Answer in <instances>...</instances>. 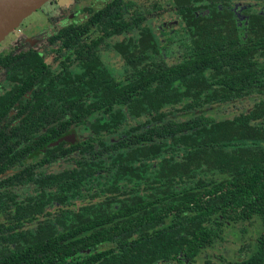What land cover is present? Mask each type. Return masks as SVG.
Masks as SVG:
<instances>
[{"label": "trees", "instance_id": "16d2710c", "mask_svg": "<svg viewBox=\"0 0 264 264\" xmlns=\"http://www.w3.org/2000/svg\"><path fill=\"white\" fill-rule=\"evenodd\" d=\"M230 1L169 0L181 33L162 39L145 24L156 14L109 0L50 37L53 65L32 49L0 54V264L192 261L217 217L258 218L240 264H264V11L243 29ZM251 96L229 117L203 113ZM72 128L74 142L48 145Z\"/></svg>", "mask_w": 264, "mask_h": 264}, {"label": "rangeland", "instance_id": "374dc122", "mask_svg": "<svg viewBox=\"0 0 264 264\" xmlns=\"http://www.w3.org/2000/svg\"><path fill=\"white\" fill-rule=\"evenodd\" d=\"M106 1L108 0H83L82 2L80 0L79 3L76 2L75 4L69 0H48L30 15L26 16L14 30L9 32L1 40L0 51L6 47H10L14 44V42H18L17 45H19L21 40H24L19 39L24 38L27 35L25 38L33 40L34 42L38 41V43H40H37L36 46L43 54L44 60L50 63L51 60L47 56V51H49L54 46L43 44V35L55 31V29L64 23H82L85 18L84 14L82 13V6H80L81 3L88 7L89 10H92L101 7ZM134 1H136V4L141 9L152 12V14H156V16L148 18L145 21V24L150 30L156 33L159 30V27H161L163 30L162 39H166L171 34L181 33V31L175 32L174 30L175 25L178 24V17L176 15V11L170 5L169 0ZM230 2V7L233 9V14L236 16L235 19L238 21L243 19V16L247 11L262 10L261 8L264 5V0H231ZM56 10L57 13H55ZM33 23H38V27L30 28ZM121 38L122 36L112 37L110 43H113L114 41ZM154 39L158 40L159 36L155 37ZM156 47L158 48V52L163 51L165 53V59L167 61L178 58L177 44L171 45L166 40H163L161 42L157 41ZM100 58L103 64L109 67L115 78H122L121 62L119 57L113 51H102ZM255 100L256 98L251 96L239 101L214 104L206 107V110H204L203 113L213 117L214 119L229 117L236 112L246 109ZM176 107L179 106H172L171 109L173 110ZM164 111H167V108H164ZM187 115L188 114L180 115L179 112H173L170 114V116L173 118H182L184 116L186 117ZM93 116L94 115L90 117ZM140 119L141 118H139V120ZM132 123L133 122L130 121L127 124L129 125ZM68 135H72V138L75 139L73 129L68 131ZM70 140V137H67L61 141L70 142ZM40 155L41 151H35L22 163L26 164L33 162L37 160ZM59 167L61 166H58L57 163H53L51 165V169L53 170H56ZM74 203H78V201ZM52 210L53 207L50 208V211ZM0 220H2V216H0ZM210 224L216 229L217 234L211 244L200 249L199 253L192 262H162L158 264H203L204 260H208L211 262V264H223L224 261L238 262L245 255H247V253L244 252L245 249L243 251L240 250V246H242L241 248L246 246V248L253 249L255 245V237L261 229L259 220L256 217H253L249 222L226 221L220 217H217L216 219L212 220Z\"/></svg>", "mask_w": 264, "mask_h": 264}, {"label": "flooded vegetation", "instance_id": "af4514ba", "mask_svg": "<svg viewBox=\"0 0 264 264\" xmlns=\"http://www.w3.org/2000/svg\"><path fill=\"white\" fill-rule=\"evenodd\" d=\"M69 1H71L72 3H75L76 4V2H80V0H69ZM83 0H81V2H82ZM109 1V0H108ZM107 2V1H106ZM106 2H104V3H106ZM103 3V4H104ZM102 4V5H103ZM80 6H82V9H83V11H82V13L84 14V21L83 22H85V20L87 19V17H88V15H89V13L90 12H92V11H94V10H96V9H92V10H89V8L88 7H86L85 5H83L82 3H81V5ZM262 10H258V12H263L264 11V5H263V7L261 8ZM233 10V9H232ZM252 10H250L249 12H251ZM59 12V11H58ZM55 13H57V10L55 11ZM148 18H150V17H148ZM147 18V19H148ZM146 19V20H147ZM145 20V21H146ZM82 22V23H83ZM177 22H178V20H177ZM82 23H64L63 25H60L57 29H55V31H53V32H51V33H49V34H44L43 35V37H44V40H43V44H46V45H49V46H54V47H52L49 51H47V56H48V58L51 60V62L50 63H48V62H46L45 60H44V57H43V54L39 51V49L37 48V46H36V44L38 43V41H36V42H34L33 40H29V39H27V38H20L19 40H21V39H24V40H21V43L19 44V45H17L18 44V42H14V44L13 45H11L10 47H6V48H4V49H2L1 51H0V54L2 53V52H5V51H7L8 49H13L14 50V52H18V51H24V50H27V49H32V50H34V51H36V52H38L39 53V55L43 58V60H44V62H46V63H48V64H51V65H53L54 64V62H53V60H52V58H53V56L55 55L56 56V54H57V52H56V50H57V48H58V46H59V42L58 41H51L50 40V37H52V35H54L56 32H57V30H59L60 28H62V27H64V26H66V25H69V24H72V25H79V24H82ZM237 23H238V27H240V28H243L244 29V24L245 23H243V19L241 20V21H238L237 20ZM36 28V27H38V23H33L32 24V26L30 27V28ZM28 30V29H27ZM41 30V29H40ZM160 30H162L161 29V27H159V30L158 31H160ZM152 31V30H151ZM158 31H157V33L156 32H154L155 34H158ZM40 32V31H39ZM38 34V33H37ZM114 37H118V36H114ZM110 40H111V38H109V42H110ZM1 42V41H0ZM155 43V47H156V42H154ZM38 44H40V43H38ZM105 50H107V49H102L101 51H100V54H101V52L102 51H105ZM108 50H110V49H108ZM112 51V50H111ZM52 57V58H51ZM10 85H9V83L7 82V80H5V79H1L0 80V94H2L3 92H5L7 89H8V87H9ZM72 129H75V128H72ZM70 134V133H69ZM62 136H68V131L66 132V133H64ZM75 141V139H72V141H70L71 143L72 142H74ZM32 153H30L29 155H27L25 158H24V160L27 158V157H29L30 155H31ZM23 160V161H24ZM22 161V162H23ZM21 162V163H22ZM30 163V162H29ZM27 164V163H26ZM26 164H23L22 163V165H26ZM16 168H19V167H15V168H13L12 170L10 169L8 172H12V171H15L16 170ZM246 222H249V221H246ZM257 237V236H256ZM256 237H255V242H256ZM212 243V242H211ZM242 246H240V250H244V252H246L247 253V255L252 251V250H254V248H255V245H254V247H253V249H249V248H246V246H243V248H241ZM247 255H245L242 259H244L245 257H247ZM196 257V256H195ZM241 259V260H242ZM241 260L240 261H238V262H230V261H224L223 262V264H240V262H241ZM193 261V260H192ZM192 261H189V260H185L184 258H179V260L178 261H169V262H166V263H170V262H192ZM203 264H211V262H209L208 260H204V262H203Z\"/></svg>", "mask_w": 264, "mask_h": 264}, {"label": "water", "instance_id": "95a60500", "mask_svg": "<svg viewBox=\"0 0 264 264\" xmlns=\"http://www.w3.org/2000/svg\"><path fill=\"white\" fill-rule=\"evenodd\" d=\"M48 0H0V41L18 24ZM72 135L61 136L48 145H55Z\"/></svg>", "mask_w": 264, "mask_h": 264}]
</instances>
